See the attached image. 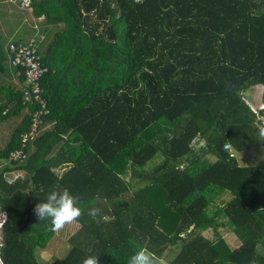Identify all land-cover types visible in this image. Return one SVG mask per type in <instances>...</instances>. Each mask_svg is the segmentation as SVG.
Segmentation results:
<instances>
[{
    "label": "trees",
    "instance_id": "obj_1",
    "mask_svg": "<svg viewBox=\"0 0 264 264\" xmlns=\"http://www.w3.org/2000/svg\"><path fill=\"white\" fill-rule=\"evenodd\" d=\"M30 6L59 33L37 46L48 111L16 161L9 153L39 105L23 99L24 77L0 34V160L9 162L0 167V262L39 264L35 250L55 232L33 208L68 188L83 211L61 264L88 255L127 264L140 246L156 260L177 246L165 264H264V163L238 165L231 151L264 145V107L256 113L243 95L261 84L264 104V0ZM10 171L20 175L8 180Z\"/></svg>",
    "mask_w": 264,
    "mask_h": 264
},
{
    "label": "built area",
    "instance_id": "obj_2",
    "mask_svg": "<svg viewBox=\"0 0 264 264\" xmlns=\"http://www.w3.org/2000/svg\"><path fill=\"white\" fill-rule=\"evenodd\" d=\"M20 6L31 12L30 0H21ZM9 63L15 67L17 76L23 75V99L27 102H35L39 108L33 112L28 130L20 135V147L9 153L8 159L12 161L22 160L25 156L23 148L33 139L42 122V116L47 113L45 100L42 96L40 78L46 72L47 67L41 61L35 38L30 37L26 41H9L7 44ZM229 148L228 144L224 145ZM5 219V213L0 211V239L1 224ZM0 264H2L0 262Z\"/></svg>",
    "mask_w": 264,
    "mask_h": 264
},
{
    "label": "rangeland",
    "instance_id": "obj_3",
    "mask_svg": "<svg viewBox=\"0 0 264 264\" xmlns=\"http://www.w3.org/2000/svg\"><path fill=\"white\" fill-rule=\"evenodd\" d=\"M16 4V3H15ZM21 8V7H20ZM19 8V12H23L22 16L24 18H28V21H31V14L27 12L23 7L22 9ZM13 9V8H11ZM24 9V10H23ZM3 12V7L0 6V23L4 25V19L1 15ZM8 16V15H7ZM21 17V16H20ZM7 18V17H6ZM11 21L9 20V23L6 27L11 26ZM39 27V26H38ZM46 40H42L39 44L37 43V46H40V44L45 43ZM43 45L40 46V49ZM250 106V105H249ZM251 107V106H250ZM252 108V107H251ZM256 111H258L256 109ZM8 133V127L7 126H0V144L3 145V141L5 139V136ZM201 141H195L193 143V146L195 149H198V147L201 145ZM233 151L234 157L238 163V165H256V164H263L264 163V145H257L250 148H245L240 151L237 150H231ZM210 160H213L214 157L208 156ZM160 158H155L152 162L149 163L151 166L155 162H157ZM9 162L7 160H0V167L8 164ZM6 178L8 180H13L20 174L18 172H7ZM127 177V176H126ZM75 223H69L64 226V228L60 231H57L54 233L52 238L47 243V246L43 249L37 248L35 250V256L39 262V264H61V258L65 255L69 245L67 243V235L74 230ZM219 234L225 239V241L228 243L229 246L233 247L238 245L239 239L236 237V235L231 231V229L228 226H222L218 229ZM202 234L208 238H212L214 235V232L212 229H206L202 231ZM177 246H171L169 247L161 258L157 259L158 264H165L176 252Z\"/></svg>",
    "mask_w": 264,
    "mask_h": 264
},
{
    "label": "clouds",
    "instance_id": "obj_4",
    "mask_svg": "<svg viewBox=\"0 0 264 264\" xmlns=\"http://www.w3.org/2000/svg\"><path fill=\"white\" fill-rule=\"evenodd\" d=\"M264 137V128L260 130ZM80 199L71 194L68 188L57 190L53 188L44 201L35 204L34 215L39 221H48L46 225L52 232L60 231L66 224L76 221L82 215ZM82 264H99L98 257L88 255ZM127 264H158L154 254L147 248L140 246L130 255Z\"/></svg>",
    "mask_w": 264,
    "mask_h": 264
},
{
    "label": "crops",
    "instance_id": "obj_5",
    "mask_svg": "<svg viewBox=\"0 0 264 264\" xmlns=\"http://www.w3.org/2000/svg\"><path fill=\"white\" fill-rule=\"evenodd\" d=\"M20 2L21 0L0 1V6L3 7V12L1 16L4 18L1 20H4V25L6 24L5 26H3V24L0 23V34L3 36V38H5L7 43L9 40L26 41L31 36H34L36 42L40 43L42 40H50L51 38H53L54 35H57L59 33V31H57L59 27L54 25H46L42 22L40 18L36 19L31 15V21H28V18H24V16H22L23 12H19V8L21 7ZM20 9H22V7ZM9 20L11 21L12 25L6 27L9 23ZM59 36L60 44L62 46L65 45L67 42L66 39H64L62 35ZM14 79L15 78L13 77V81ZM262 92L263 86L261 84H257L249 87L243 93L246 102L252 107V109L256 113L258 112L256 111V109L259 110L260 108L264 107V104L261 101ZM259 120L264 126V114L259 116Z\"/></svg>",
    "mask_w": 264,
    "mask_h": 264
}]
</instances>
